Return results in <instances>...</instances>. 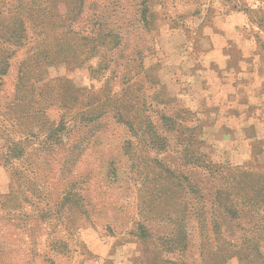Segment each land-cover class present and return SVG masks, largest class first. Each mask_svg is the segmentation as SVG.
Wrapping results in <instances>:
<instances>
[{"label":"rangeland","instance_id":"1","mask_svg":"<svg viewBox=\"0 0 264 264\" xmlns=\"http://www.w3.org/2000/svg\"><path fill=\"white\" fill-rule=\"evenodd\" d=\"M245 3L55 0L52 11L49 5L45 13L54 25L43 29L50 36L42 49L48 58L44 79L24 87L36 89L34 99L45 112L25 122L6 115L21 60L33 50L28 55L27 48L18 50L10 59L0 90V126L8 127V136L0 127V264L208 262L200 224L189 215L184 218L186 249L162 246L175 232L172 220L159 217L164 204L172 203L171 181L163 171L187 174L189 128L196 126L192 149L205 153L210 163L264 177V62L253 38L257 29L239 11ZM143 8L148 33L134 31L121 52L109 46L91 55L81 39L90 27L135 23ZM65 25L72 33L61 28ZM260 37L264 40V34ZM95 69L100 72L94 74ZM254 73L251 81L248 75ZM135 74L130 84L122 79ZM235 113L245 116L246 128L236 139L222 140L219 130L235 127L229 120ZM165 116L182 127L172 130ZM49 128L56 129L53 137ZM12 141L20 144L22 158L8 149ZM162 188L167 193L159 203ZM66 194L84 199L85 213L73 205L62 207ZM219 215L215 212L219 239L235 246L246 219ZM211 220L207 215L209 234ZM230 250L225 264H245L242 249Z\"/></svg>","mask_w":264,"mask_h":264},{"label":"trees","instance_id":"2","mask_svg":"<svg viewBox=\"0 0 264 264\" xmlns=\"http://www.w3.org/2000/svg\"><path fill=\"white\" fill-rule=\"evenodd\" d=\"M245 1L247 3L242 4L239 11L245 14L249 24L257 29L253 38L259 45L264 62V40H261L260 37V34H264V1H260L258 4H255L256 0ZM48 8L50 11L56 9L55 0H0V90L3 87V77L7 75L10 67V59L16 55L17 51L27 48V55L30 50L35 51L31 56H26L21 60V68L18 71V88L14 89L11 101L5 104L6 115L16 122L34 119L42 111L45 112L43 104L34 99L36 89L24 87L37 85L44 79V68L48 58L42 54L44 52L42 49L45 43L44 38L50 36L43 29L54 25V22L50 21L48 17L52 15L47 16L45 13ZM138 11L140 17L135 23L116 26L115 28L101 24L97 27H90L88 35L81 39L88 46L91 55L93 53L101 54L109 46V50L116 48L118 52H121L127 46V40L134 31L148 33L151 25L146 22L145 17L143 18L146 8ZM69 27V25L61 26V28H66L67 33H72ZM30 28H37L38 32H30ZM56 29L57 27H55ZM43 34H45L43 39H39ZM28 35H35L36 37L31 41ZM101 48L102 51L100 52ZM137 52L141 51L137 49ZM138 53L135 52V56ZM93 72L98 74L100 70L95 69ZM137 75L135 74L133 78L127 80L122 76V79L130 84ZM30 81L31 84H29ZM38 95L40 96V92ZM7 98L8 96L5 97V100ZM37 104L38 106H35ZM33 121L37 122V120ZM164 121L170 124L172 130L182 127L180 123L175 124V121L169 117L165 116ZM0 127H2L3 135L8 136L6 131L8 127L5 125ZM25 128L33 129L32 126ZM195 128L196 126L192 129L189 128L191 133L187 139V144L190 148L184 155L185 164L188 166L187 174L177 169H164L163 171L164 174L169 175L168 178L171 181L170 187H168L170 191L168 199L172 203L169 206L164 204V210L160 212L159 217L172 220L175 225V232L173 237L163 240L162 246L166 251H184L186 249L188 233L186 228L184 229V218L189 215L190 218L198 220V224H200L203 237L202 250L208 259L206 264H225V259L232 256L230 250L232 248L243 250L242 259L245 264H264V255L261 252L263 250L264 253V177H256L238 166L210 163L206 159L205 153L203 155L198 149H192V145L194 146L196 143ZM51 129L53 128L48 130V133L50 132L49 137H53L56 131V129ZM27 134L29 136L36 135L35 132H27ZM155 137L159 142L160 138ZM11 147H13L12 152L15 154L14 158H22L20 144L12 141L8 149ZM197 176L200 178L196 179ZM159 192L160 194L156 199L159 200V203L160 201L164 203L167 191L162 188ZM82 200L84 201L82 198L75 199L66 194L62 199L63 204L61 206L73 205L85 213L83 208L85 204ZM215 212L229 220L239 221L242 217L246 219V226L240 229L239 241L235 246L227 244L222 238L219 239L220 233L217 232V228L220 218L215 216ZM209 214L212 218L210 234L206 221ZM85 217L87 216L85 215ZM224 244L227 247H224Z\"/></svg>","mask_w":264,"mask_h":264},{"label":"crops","instance_id":"3","mask_svg":"<svg viewBox=\"0 0 264 264\" xmlns=\"http://www.w3.org/2000/svg\"><path fill=\"white\" fill-rule=\"evenodd\" d=\"M255 75L257 76V73L249 74L248 77H249V79H251V81H254V79L256 77ZM258 75H259V73H258ZM256 85H258V87H261V85H263L262 80H260L259 82H257ZM257 112H258L257 113V121L259 122L260 115L262 116V112L259 109H257ZM244 119H245V116L244 115H239L238 113L231 114L229 120H230L231 125H234L235 127H233L232 129H230L229 131H228V129L225 130V131L219 130L221 133L224 132V134L221 135L222 140L224 138H226L227 141L236 139V137L240 134V132H242L246 128V126H245L246 125V122H245ZM213 130L215 131V133H218V130H216V129H212L210 131H212V133H214ZM215 135L216 134H214V136ZM207 144L208 143H205L204 142L203 143V147L205 148V146Z\"/></svg>","mask_w":264,"mask_h":264}]
</instances>
